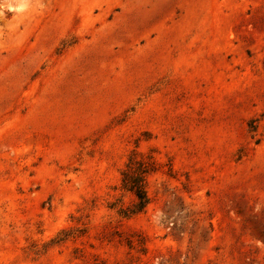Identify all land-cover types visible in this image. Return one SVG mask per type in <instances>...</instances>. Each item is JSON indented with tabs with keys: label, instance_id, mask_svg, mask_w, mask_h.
Returning <instances> with one entry per match:
<instances>
[{
	"label": "rangeland",
	"instance_id": "1",
	"mask_svg": "<svg viewBox=\"0 0 264 264\" xmlns=\"http://www.w3.org/2000/svg\"><path fill=\"white\" fill-rule=\"evenodd\" d=\"M0 264H264V0H0Z\"/></svg>",
	"mask_w": 264,
	"mask_h": 264
},
{
	"label": "trees",
	"instance_id": "2",
	"mask_svg": "<svg viewBox=\"0 0 264 264\" xmlns=\"http://www.w3.org/2000/svg\"><path fill=\"white\" fill-rule=\"evenodd\" d=\"M133 158L129 160L127 169L123 172V188L132 192L136 198V203L132 213L143 211L150 202L146 189V175L150 168L144 166L141 162H136L133 166Z\"/></svg>",
	"mask_w": 264,
	"mask_h": 264
}]
</instances>
